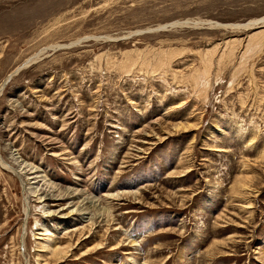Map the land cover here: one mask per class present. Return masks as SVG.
<instances>
[{"label":"rangeland","instance_id":"1","mask_svg":"<svg viewBox=\"0 0 264 264\" xmlns=\"http://www.w3.org/2000/svg\"><path fill=\"white\" fill-rule=\"evenodd\" d=\"M256 20L264 0H0V264H264Z\"/></svg>","mask_w":264,"mask_h":264},{"label":"bare ground","instance_id":"2","mask_svg":"<svg viewBox=\"0 0 264 264\" xmlns=\"http://www.w3.org/2000/svg\"><path fill=\"white\" fill-rule=\"evenodd\" d=\"M260 21V22H259ZM262 21H264V20H256V21H251V22H249V23H247V24H245V25H238V26H244L245 28L246 27H251V26H253V25H256V24H258V23H261ZM178 24V23H177ZM180 24H182V25H185V24H188V23H180ZM191 24V23H190ZM194 26L196 25H202L201 23H192ZM219 24V23H218ZM218 24H216L217 26H218ZM176 25V24H175ZM189 25V24H188ZM211 25H213V23H211ZM173 26H174V24H173ZM213 26H215V25H213ZM159 29H162V28H159ZM41 54H43V52L42 53H39V54H35L34 56H32L29 60H27L24 64H28L29 62L30 63H32V60L33 61H35L36 60V58L38 59L40 56H42ZM24 64H22V65H24ZM21 65V66H22ZM21 66H19V67H21ZM17 70V69H16ZM15 70V71H16ZM14 73V72H13ZM14 74H12L11 73V76H13ZM9 79V77H7L6 79H5V81L6 80H8ZM4 86V85H3ZM2 92V89H1V91H0V93ZM243 132V131H242ZM17 162V161H16ZM19 166H18V168L21 170V172H23L25 175H26V179H27V181H28V184L29 185H32V184H38L39 185V181H34V179H38L39 178V176L36 174L37 172L36 171H33V170H31V169H29V168H27L26 166L25 167H23L22 166V164H20V163H17ZM13 168H14V166H13ZM17 168V169H18ZM17 172H19L18 170H16ZM20 175V174H19ZM22 176V175H21ZM33 181V182H32ZM38 185L36 186V187H34V186H32L31 187V190L33 189V193H35V195H36V193H38V195L37 196H40V198L39 199H42V198H46L45 200H43V201H46L47 199H53L54 198V196H55V198H58V200H60V199H69V198H72V200L73 201H71L70 202V204L71 205H73V206H76V208L75 209H79V207H81L82 206V204H81V202H74V198H76L79 194H80V190H77V189H75V190H73V189H71V188H68V189H66V191H58V190H56V188L55 187H52V188H55V192H54V190L52 191L51 189H47L46 188V186L45 187H41V188H39L38 187ZM51 187V186H50ZM75 191V194H73L72 196H71V193H73ZM41 192V193H40ZM71 196V197H70ZM47 197H49V198H47ZM85 200H87V203L88 202H90V200L88 199V198H86ZM42 202V201H41ZM82 202H84V201H82ZM70 205V206H71ZM69 206V207H70ZM74 209V210H75ZM56 247V246H55ZM60 249L61 248H54L53 249V252L55 253V254H60L61 253V251H60ZM66 252V250L65 251H63V253H65Z\"/></svg>","mask_w":264,"mask_h":264},{"label":"water","instance_id":"3","mask_svg":"<svg viewBox=\"0 0 264 264\" xmlns=\"http://www.w3.org/2000/svg\"><path fill=\"white\" fill-rule=\"evenodd\" d=\"M166 27H168V26H166ZM169 27H172V26H169ZM29 64H30V62H29L28 64H24V65H22V66L19 68V70H20L21 68L26 67V66L29 65ZM16 72H18V71H16ZM16 72H15V73H16ZM10 78H11V76H10ZM10 78H9V79H10Z\"/></svg>","mask_w":264,"mask_h":264}]
</instances>
